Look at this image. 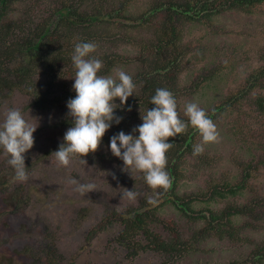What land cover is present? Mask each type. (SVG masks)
<instances>
[{
	"label": "rangeland",
	"instance_id": "1",
	"mask_svg": "<svg viewBox=\"0 0 264 264\" xmlns=\"http://www.w3.org/2000/svg\"><path fill=\"white\" fill-rule=\"evenodd\" d=\"M199 1L215 0L11 1L7 22H39L57 3L79 5L82 12L92 14L104 4L103 14L120 18L107 17L110 24L91 29L92 41L98 45L92 55L103 61L99 74L116 77L124 70L133 77L136 88L126 105L115 110L123 117L121 122L113 123L98 149L83 157L87 163L77 155L68 166L59 164L51 153L72 126L66 107L76 94L72 62L57 63L51 73H42L40 68L35 76V85L41 90L38 94L32 89H13L0 99V122L9 108H17L37 126L34 145L25 154L27 180L14 178L9 157L0 150V264H264V120L253 114L255 91L227 111H215L212 120L218 140L205 144L201 154H186L179 164L175 191L191 201L196 214H228L209 226L206 220L191 219L164 201L167 190L151 188L142 172L123 171V161L109 147L111 136L121 130L129 133L142 123L140 116L146 111L132 103L143 86L136 78L148 74L152 45L171 22L180 38L176 52L182 56L164 51L165 56H175V72L169 70L165 81L177 99L181 119L188 118L184 112L188 102L198 103L211 114L229 99L242 96L251 73L264 65V4L251 12L221 5L223 10L208 19L175 15L172 20L161 6ZM86 35L89 31L84 28L64 32L63 47L69 50V44ZM110 56L114 57L108 68L104 61ZM116 102L119 104L118 98ZM201 142L198 132L192 144ZM246 163L256 168L250 170L239 193L211 196L215 187L222 190L239 183ZM73 178L94 188L82 194L71 183ZM134 186L140 194L137 199L122 196ZM141 205L157 207L147 230L162 242L178 240L179 251L152 249L141 231L120 242L124 225L118 214Z\"/></svg>",
	"mask_w": 264,
	"mask_h": 264
},
{
	"label": "trees",
	"instance_id": "2",
	"mask_svg": "<svg viewBox=\"0 0 264 264\" xmlns=\"http://www.w3.org/2000/svg\"><path fill=\"white\" fill-rule=\"evenodd\" d=\"M11 1L0 0V99L13 89L27 90L29 92V87H31L30 89L35 93L34 95L38 94L41 90L35 85V76L40 68L42 73H51L56 69L57 63L65 65L72 62V55L70 54L73 53L77 41L68 45L70 47L69 50L63 47L64 32L68 33L70 30L84 28L89 31V35H86L85 39L81 38L79 41H92L94 40L92 38L94 34H92L91 29L99 26L98 24H110V21L106 20L107 17L111 20L120 18V16L111 17V15L103 14L104 4L97 6L95 8L97 13L92 14L82 12L79 5L73 7L66 3H57L54 5L52 13L39 22L35 23L32 19L25 21L19 19L7 22L6 18L9 15L8 11ZM218 3L219 0H215L213 3L210 1H199L194 5L192 2H186L185 4H163L161 6L168 12L170 20L175 15H182L186 18L188 17V19L193 17L208 19L212 15H218L223 10L221 5H225L227 9H240L251 12L256 6L264 4V0H223ZM216 4L218 5L215 6ZM159 32H161V29ZM179 40L177 28L173 22L165 27L157 37L156 43L152 45L154 53L152 58H150L151 62L148 74L139 75L136 78V83L142 82L143 86L141 94L132 101L135 107L139 106L144 111L154 107L150 101L156 89L161 87L168 88L165 77L169 75L171 70L174 71L172 59L175 56H165L164 51L170 50V53L174 51V55H178L177 57L182 56L181 52H176ZM162 53L164 54L162 55ZM113 57H105V67L109 68L112 65ZM247 81L248 84L243 90L242 96L231 98L227 103L222 104L217 109L215 108L216 110L214 109L211 114L207 113L211 119L215 111L218 114L225 112L228 108H231L232 104L238 102L239 99L247 96L251 91H255L252 100L253 114L264 120V94L261 92L264 89V65L253 71ZM73 96L75 95L71 97ZM183 120H188V118ZM197 133L198 130L189 124L186 132L169 138L170 141H174L172 147L166 153V170L171 179V189H167L164 201L173 204L187 217L195 220L204 219L207 221V225L208 223L210 225L211 221L215 222L220 217H227L228 214H224L223 216L221 213L215 214L213 212H209L207 216L201 213L196 214V210L191 206V201H187L185 197L179 196L175 191L176 182L180 177L178 173L179 164L186 154L193 153L192 143ZM254 168L256 166L252 163L243 164L241 181L235 185H227L225 188L221 187L222 190L215 187L211 196L223 198L226 194L235 195L239 193L244 187V181L250 175V170ZM156 209V206L149 208L141 205L137 209H130L129 212L118 214L124 225L120 234V242H126V237L129 234L141 231L145 234L150 245L149 247H152V249L167 253L179 251L178 240L162 242L147 230V223L155 217ZM234 213L238 214L239 212L236 210ZM257 260H262V258L260 257Z\"/></svg>",
	"mask_w": 264,
	"mask_h": 264
},
{
	"label": "clouds",
	"instance_id": "3",
	"mask_svg": "<svg viewBox=\"0 0 264 264\" xmlns=\"http://www.w3.org/2000/svg\"><path fill=\"white\" fill-rule=\"evenodd\" d=\"M97 47L93 41L77 42L71 56L75 67L72 89L76 94L69 98L66 107L72 126L64 133L58 149L51 153L63 166H68L77 155L87 163L83 157L94 153L106 131L123 119L115 110L126 105L128 98L135 94L133 77L124 70L116 77L99 74L103 61L92 55ZM150 102L154 107L141 113L142 123L129 133L121 130L111 136L109 147L111 153L123 161V171H140L151 188L167 190L171 179L166 170V153L174 142L169 138L186 132L190 124L202 137L201 143L193 145V155H198L204 151L205 144L218 140L219 132L206 110L196 102L186 103L184 112L188 120L181 119L177 99L167 88H157ZM128 110H131L130 106ZM36 129L37 126L30 124L17 108H9L0 122V150L9 157L8 163L14 168L17 181L28 179L25 154L34 145ZM71 183L76 184L77 191L82 194L94 188L93 184L80 183L76 178ZM139 195L135 186L122 194L130 200Z\"/></svg>",
	"mask_w": 264,
	"mask_h": 264
}]
</instances>
